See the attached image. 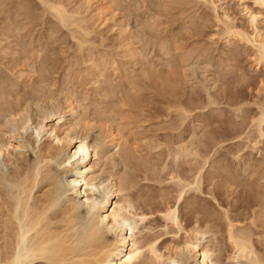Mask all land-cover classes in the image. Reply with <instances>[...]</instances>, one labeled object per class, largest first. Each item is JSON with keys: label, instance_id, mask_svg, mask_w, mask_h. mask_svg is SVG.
Instances as JSON below:
<instances>
[{"label": "rangeland", "instance_id": "obj_1", "mask_svg": "<svg viewBox=\"0 0 264 264\" xmlns=\"http://www.w3.org/2000/svg\"><path fill=\"white\" fill-rule=\"evenodd\" d=\"M174 1L99 0L100 3H91L88 0H44L47 2L44 5L41 0H1L0 81L18 83L9 96L12 103L17 101L18 96H32L34 89L41 88L40 85L44 88L51 86L49 90L55 92L52 101L29 103L27 112L33 120L41 113L39 109L47 112L61 106L67 110L64 92L69 91L68 94L72 93L73 97L76 95L75 99L80 103L77 111L81 119L79 117L78 120L85 118L87 123V129L85 125L77 126L76 131L81 135L86 132L90 143L98 140L104 144L108 141L105 136L109 126L122 123L120 126L126 135L124 139L127 137V146L122 144L116 152L112 144L105 143L112 160L107 162L105 173L102 172L100 177L108 178L113 169L129 174L132 184L134 179L136 185H132L133 189L129 188L133 198L146 194L143 197L148 195L149 200L158 193L162 195L161 191H166L164 194H168V197L172 193L174 198L178 187L170 181L172 173H179L184 176L180 175L182 178H185V174L189 177L195 172L191 173L189 168L192 166L194 169L196 166L198 169V163H203L204 166H200L203 168L201 190H189L186 195L190 199L186 196L188 203L184 201L186 204L183 202L181 206L187 207L193 199L196 204L199 202L197 206L194 202L193 207L201 208V211L196 213L184 207L180 213L182 224L190 225L195 220L191 227L201 223L205 214L213 215L214 218H211L215 221L217 217L218 220L220 218L221 224L213 226L217 237L209 235L204 241L210 237L213 243L214 238V246L217 240L226 239L224 243L220 240L219 247L216 246L220 251L222 244V251L226 245V248L231 247L226 227L221 225L228 224L226 220L230 217L234 221L236 219L239 226L247 229L249 226L255 247L264 258V138L258 135L251 121L259 113L255 102L264 100V63L257 65L254 48L245 46L238 39L239 36L230 38L223 34V27L218 24L209 5L200 0L184 3ZM48 3H61L73 22L68 19V26H63L49 10V5L46 7ZM246 3L254 6L252 0ZM223 6L236 17L239 26L249 32L252 30L247 18L239 12V7L233 1L223 3ZM71 15L74 16L71 18ZM259 25L264 34V18ZM43 62L46 70L40 66ZM172 104L173 107L178 105L170 110ZM182 106L190 110L189 114L186 113L187 117ZM178 107L180 110H176ZM3 113L7 114L6 111ZM181 115L186 117L185 120ZM65 119L72 120L70 112L66 113ZM81 122L83 125L84 121ZM201 122L205 125L201 126ZM29 133L30 130H27L24 135ZM212 134V142H215V136L217 139L223 138L216 140H221L218 144L214 143L216 146L211 143ZM238 134L241 136L236 137ZM38 137L42 141L47 139L44 132ZM180 138L195 144L199 142L206 156L200 151L204 155L195 160L175 161L172 156L169 158L168 148L169 151L171 146L176 148L173 146ZM124 147L135 152L136 161H132L136 162H133L136 166L124 156ZM29 152L33 155L31 149L27 154ZM137 157L141 160L139 162H144L146 170L143 163L138 164ZM0 158L2 163L6 161L3 155ZM166 162L167 168L164 165ZM139 166H143V169ZM98 189V195L105 190L103 187ZM132 192L136 196L139 193L141 195L136 197ZM155 198L150 201H155ZM157 198L155 204L161 201L160 196ZM137 200L140 206L143 198L142 201ZM142 208L145 209V206ZM200 216L203 218L201 221ZM212 219L210 222L215 223ZM158 221L152 222L156 234L164 232L162 222ZM227 224L224 226L228 227ZM155 232L153 229L152 233ZM226 248L225 252L228 250L231 253L232 250ZM228 252L223 254L226 257L223 256L224 262L227 263Z\"/></svg>", "mask_w": 264, "mask_h": 264}, {"label": "bare ground", "instance_id": "obj_2", "mask_svg": "<svg viewBox=\"0 0 264 264\" xmlns=\"http://www.w3.org/2000/svg\"><path fill=\"white\" fill-rule=\"evenodd\" d=\"M41 1L44 2V0ZM88 1L92 3L99 0ZM187 1L177 0L178 3ZM229 1H233L239 7V12L247 18L252 29L250 32L248 29L247 31L244 27L239 26L236 23V17L232 16L233 14L231 15L228 9L223 6V3H229ZM199 2L209 5L214 11L215 19L223 27V34L229 37L239 36L238 39H241L245 46L254 48L257 65L264 63V34L262 33L263 29L259 25L264 18V0H252L254 6H248L247 0H200ZM45 3L47 2L43 4L45 5ZM47 6L54 13V16L57 17L58 22L60 20L63 26H68L67 23L71 22V19H69L70 15L61 3H48L46 4ZM219 9L222 10L221 13H219ZM73 16L71 15V18ZM68 19L70 22H67L69 21ZM82 22H84V19ZM82 31L84 32V30ZM84 34L83 36H85ZM164 45L166 46V44ZM136 51L138 52V50ZM42 64L44 62L40 63V66ZM103 68L105 67L103 66ZM17 85L0 81V94L2 93V97H0V156L6 157V161H3L9 165L8 168L4 162L2 163L0 158V264H264V258L255 247L249 226L248 229L247 227L239 226L235 222L236 219L235 221L231 217L227 219L228 224H224H227L228 227L224 226L223 223L221 225L224 228L226 227L225 231L227 230V233L224 230L222 232L226 233L231 247V249L228 248L229 246L227 248L230 251L232 250L231 253L228 250L226 251L228 255L230 254L229 256L227 255L228 258L226 259L228 263L224 262L225 255H223L226 253L225 248L227 245L225 244L226 246L222 251V244L220 245V251H224L221 254L222 256L218 250L219 248L216 247L220 244L219 241L221 239L217 240V238L218 243H215L216 245L214 246L213 243L216 242L214 238L213 243L210 242V237L207 239L208 241H204L209 235L217 237V232L214 231L213 226L221 222L220 218L218 220L217 217L216 221L218 220V222H216L211 218H214L213 215L209 216L204 213V220L200 216V221L201 219L203 220L201 221V223L203 222L202 224L199 222L190 227L195 220L190 225L185 224L184 226L182 224L183 219H181L180 213L186 207L185 205L182 208V203L187 201L188 197L186 198V196L189 195H186V193L189 190L200 189L202 184L201 177L203 176V168L200 166H204L203 163H198V169H196V166H194V169L191 166L192 170L189 168L191 173L194 170L195 172L189 177L185 174V178H182L181 176L183 175L179 173H175L176 175L172 173L171 177L170 175L167 177L168 179L170 177V181L178 187L174 198L173 194L169 193L170 191L168 193L171 197H168V194H164L166 191H161V194L163 192L162 195L160 193L156 194L155 196L161 197V199L159 198L161 200L160 203H158V200L157 204L155 202L158 198H155L154 194H151L155 198L153 202L150 201L151 198L147 200L149 198L148 195L145 196V199L143 196L146 194L143 193V196L140 197L141 199L139 197L133 198L134 196L132 197L129 191L132 185L134 186L135 184L134 179L132 184V177H128L129 174L126 175L121 170L120 172L117 169H113L112 172H109L108 178L102 179L100 177L106 168L107 162L112 158L106 149L108 147L105 146V143L109 142L116 150L122 144L127 146V137L124 139L125 134L121 130L122 123H118L119 127L118 125L109 126L107 136H105L108 141L104 144L98 140L90 143L87 141L86 132L81 135L78 133L79 131H76L77 126L84 127L85 125L84 128L87 129L85 118H82L84 120H78L79 117L81 119L80 113L77 111L80 103L75 99L76 95L73 97L72 93L68 94L69 91L64 92V103L67 110H64V107L61 108V106L47 112L39 109L41 113H38L35 116V120H33L27 112L29 103L43 102L45 100L52 101L55 92L49 90L51 86L44 88V86L40 85L41 88L34 89L32 96H18L17 101L12 103L9 96L13 93V90L15 91ZM171 85L174 89L173 84ZM255 103L259 108V113L251 120L252 125L256 127L258 135L264 138V100ZM173 106V104L171 107L169 105L170 110L175 108ZM177 109L180 110L179 107ZM187 110L182 106V111L185 114H189L190 110ZM3 111H6L7 114H2ZM67 112L72 115V120L65 119ZM185 114L184 116L187 117V114ZM184 116L185 120L186 117ZM183 118H180V120L182 121ZM81 121H84L83 125ZM203 125L205 124L201 126ZM27 130H30V133L24 135ZM42 132L47 137L44 141L39 140V137L37 138ZM213 134L211 137L214 136ZM238 136H241V134L236 137ZM214 138L218 140L220 137L217 139L215 136ZM181 140L182 138L176 140V146H173L176 148L171 146L170 151V147L168 148L170 155H167L169 158L172 156L171 158L175 161H186L195 160V158L197 159V157L205 154L202 147H199V142L196 141L197 144H195L190 139V142H186L185 139L184 141ZM210 140L213 146H216L221 141L217 142L215 140V142H212L213 137ZM161 143L163 144L164 142ZM29 149H31L33 155L30 152L27 154ZM131 151L129 147H126L123 152L126 159L130 160L129 162L132 164L133 162L136 163V156L135 152L132 151L133 154ZM200 151L204 154L200 153ZM17 153L21 155L17 156ZM26 154L27 156H25ZM133 159L135 161H132ZM138 159V162L141 161ZM134 163L133 165L136 166ZM142 163L144 164V162H139L138 164ZM164 165L166 167H163L167 168V162ZM139 167L143 169V166ZM145 167L146 165L144 164V169L146 170L147 167ZM99 187L105 188L101 195H98L97 192ZM173 190L175 191V189ZM132 194L135 195L133 192ZM136 199L142 201L141 205L144 204L145 209L142 208L144 206H138L139 201L137 200L136 202ZM194 202L192 199V203L187 204V207L190 211L197 213V211H201V208H195L199 202L197 204L196 200ZM153 203L155 205H152ZM184 203L186 204V202ZM193 203L196 204L195 207H193ZM147 205L148 208L146 207ZM149 205L152 206L149 207ZM204 209L202 208V210ZM199 213L197 215H200ZM192 214L194 215V213ZM160 218L162 221H160ZM211 219L215 223H211ZM156 220H159L158 223L162 222L161 225L164 232L160 231V233L156 234L155 226H152V222ZM189 222L188 220L187 223ZM153 229L155 233H152ZM171 232L173 233V235H170L172 238L169 236ZM213 240L211 238V241ZM221 241L224 243L226 239Z\"/></svg>", "mask_w": 264, "mask_h": 264}]
</instances>
